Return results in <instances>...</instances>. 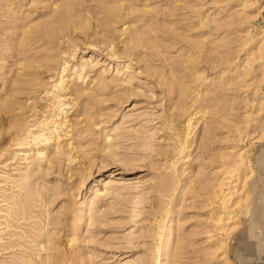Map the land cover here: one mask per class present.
<instances>
[{
	"label": "rangeland",
	"instance_id": "obj_1",
	"mask_svg": "<svg viewBox=\"0 0 264 264\" xmlns=\"http://www.w3.org/2000/svg\"><path fill=\"white\" fill-rule=\"evenodd\" d=\"M68 2L73 6H69ZM234 2L237 3L236 0H0V105L6 94L11 92L9 88L16 84V100L25 101L27 108L30 107L24 111L25 116L20 115L18 109L13 113L4 110L6 114L0 109L3 117L0 131L5 137L9 136L5 133L11 119L16 117H21L24 127L37 130L45 114L42 111L45 107L40 108L42 113L38 111L39 106L51 103L47 92L53 88L60 75L64 76L65 82L70 80L67 83L69 85L76 81L80 84L77 85L78 88L88 86L101 92L100 85H93L97 76L101 75L110 86L114 84L106 87L104 94L100 92L97 97L101 101L94 99L93 102L89 98L90 103L86 107L82 103L87 101L81 100V105L74 106L71 105L72 96H65L64 101L71 99L70 104L62 106L68 109L71 105L67 116L65 114L66 119L71 118L69 123L73 119L80 121L74 127L78 131L85 129V132L81 131V135L85 137L78 138V134L70 137L71 127L68 125L71 124L66 122L67 129L65 124V129L62 130H68V135H64L65 131H61V128L58 133L61 135L63 132L60 139L67 150L70 149V144L76 146L77 150L71 148L75 150H71L74 158L71 163L67 159H63V162L61 160V163L56 164H60L59 166L55 165L47 174L34 178L31 182L34 191L45 196L54 194V201L48 207L53 213L50 212L51 218L53 217V221L57 220L54 221L57 224L51 222L47 226L51 234L45 238L50 242V250L46 248L40 252L43 261L46 259L45 264H55V261L58 264H264V255H261L264 253V236H258L264 234V121L259 117L262 111L259 110L258 99L262 98L249 88L254 83L264 88V76L257 68V63L262 60L259 51L248 47L262 18L259 13L253 14L257 3L242 1L234 5ZM260 3L264 5L262 0ZM62 4L70 13L63 12L64 18H60L61 23L58 24L60 27L64 25V20L61 19H66L68 27L67 23L70 21L67 19L70 14L75 20L80 13L79 18L82 21L85 18L86 21L78 25L87 24L84 26L88 29L72 27L74 24L71 26L69 23L70 28L65 26L67 29L63 27L60 30L67 39L63 35L65 39L59 37L60 40L55 38V41L51 37L50 40L43 33L42 38L40 30L44 25L48 22L50 23L45 27L56 24L53 21V16H56L54 6L57 5L58 10H64L58 8ZM115 4L122 9H117L120 7ZM107 5L111 7L108 11L112 12V6L118 11H114V8L111 14L107 11ZM103 7H107L106 12ZM60 11L57 12L61 14ZM50 13L55 14L52 15V20ZM46 19L51 20L52 25ZM39 22L44 24L41 29ZM32 24L38 25L39 29ZM36 29L40 32L34 34ZM23 32H27L26 35ZM28 32L33 34L29 35ZM134 34L138 40L131 37ZM73 35L75 36L71 37ZM129 37L133 41L129 40L128 45L126 39ZM134 40L141 43L134 45ZM68 45H72V48L67 49ZM66 46L67 51H73V54L67 52L72 57L62 52ZM114 52L117 53L113 54ZM247 54L248 57L245 58ZM47 56L54 57L50 58L53 67L39 73L38 70H24L19 65V60L34 62L35 58H42V61ZM65 57L67 63L61 65H66V68L58 69L54 61L62 62ZM84 58L92 67L84 82L80 83V78L76 79L72 70H76V62ZM35 73L41 77L40 83L34 86L24 83V80L30 79ZM196 78H202V81ZM112 79L115 82L111 83ZM86 82L88 83L85 84ZM199 82L197 86L196 83ZM118 95L122 97L118 98ZM179 98H183L186 103L182 100V104H179L181 109L173 108V103H178ZM31 103L32 106H29ZM182 105L186 106L187 111H183ZM81 109L84 116L87 115L85 117L91 116V122H83L85 117ZM173 113L177 117L176 121L171 120ZM189 115L192 117L190 121H193L189 134L192 143L180 152L178 146L181 140L171 126L181 128ZM37 116H41L40 121ZM34 119L39 121V125ZM0 123L2 124V120ZM29 124L31 125L27 126ZM105 133L109 135V143L121 155L120 158L113 159L103 150L102 145L108 144L106 141L103 143ZM30 139L28 144H14L15 146H5L8 142L0 140V199L5 192L14 191L19 194L18 188L12 187L9 180L15 177L20 164L23 167L27 163L21 158L24 156L21 154L22 148L26 145L32 147L33 151L30 150V153L35 155L32 152L40 146L39 143L32 142L33 138ZM78 142H81L79 147L85 151L90 163L87 157L82 156L81 159L82 150L79 152ZM238 152H241L239 161L250 163L251 172L247 173L245 182L239 172L232 170L234 155ZM91 161L92 165L88 167ZM80 164L90 168V171ZM74 167L82 172L70 173ZM114 168L116 172L114 176H110V171ZM246 170L240 171L244 173ZM77 174L86 175L85 178H79L81 181H77ZM98 175H102L104 181L109 179L112 187L105 193V197L103 195L101 199L92 198L89 201L88 190L96 183ZM75 181L79 182V186ZM243 183L247 193L244 192ZM220 188L224 189V193L232 192L226 205L219 202ZM253 188L257 190L254 194ZM245 195L248 196V203L253 206L250 209L252 215L244 212V207L239 205L242 200L236 206L231 202L239 198L244 200ZM22 196V204H27L32 214L40 210V207L34 206V202L28 199V195L26 200ZM3 205L4 201L0 200V222L4 221ZM95 206L98 211L94 215H100L96 218L91 215L90 217L95 218L92 221L91 218L87 219V215L90 213L89 209ZM66 207L68 212H63ZM72 207L76 208L72 210ZM83 212H86V216L79 224L78 218ZM250 217L253 219L251 226L256 224L258 231H254L253 236H249L248 231L231 236L235 230L246 229ZM259 217L262 218L258 219ZM66 221H69L68 224ZM32 222V219H20L18 222L14 220L10 221L13 224L10 227H4L5 223H0V264H25L28 260L33 261L34 243L29 240L32 239L33 242L36 236H31ZM169 225L173 231L165 229ZM69 228H73V231ZM170 232L171 235L167 236ZM73 235L76 242L69 241ZM57 245L58 248L55 247ZM247 245V253H244ZM45 251L47 257L44 255ZM53 251L54 254L51 253ZM49 255L52 258L55 255L56 260ZM67 256L73 258V261L66 260ZM35 259L34 257L33 262H36Z\"/></svg>",
	"mask_w": 264,
	"mask_h": 264
},
{
	"label": "bare ground",
	"instance_id": "obj_2",
	"mask_svg": "<svg viewBox=\"0 0 264 264\" xmlns=\"http://www.w3.org/2000/svg\"><path fill=\"white\" fill-rule=\"evenodd\" d=\"M237 1V3L236 2H234V5H237V4H239L240 2L242 3V1H245V2H248L249 4H254V3H257V5H256V11L253 13V14H258L259 13V16H260V14H261V10H262V8H264V5H262L261 3H260V0H239V2H238V0H236ZM262 3H264V2H262ZM59 4V3H58ZM71 3L70 2H68V5L69 6H73V5H70ZM121 4V3H120ZM49 5V4H48ZM53 5V4H52ZM115 5H117V4H115ZM60 5H58V8L60 9V8H63V4L61 5V7H59ZM65 6H67V3H66V5ZM118 6V5H117ZM116 6V7H117ZM122 6V5H121ZM124 6H125V4H124ZM53 6H50V9L52 8ZM55 7V14H56V16L54 17L53 16V21H54V23H56L55 25H52V15H55V14H49V15H51V20H48V19H46L47 21L46 22H48V21H51V25L52 26H50V27H45L48 23H50V22H48L46 25H44L46 22H43V21H45V20H43L42 21V23H44V24H42L41 22H39V23H41V24H38V25H40L39 26V28L40 27H42L43 25H44V27H43V29L42 30H40V31H42V32H40V31H38L37 29H36V31L35 32H33L34 34H36V32L37 33H39L40 32V36H41V34L43 33L44 35H46V38L47 37H50V40H51V37L55 40V38H64V34H63V32L62 31H60V30H62V28L64 27L65 28V26L67 27V25H66V19H61V20H64L63 22L64 23H62V24H64V25H61V27L58 25L59 24V22H60V18H64V17H62V14H64L63 12L64 11H66L65 13L67 14V13H70V12H67V10H65L66 8H63L64 10H62V9H60V10H62V11H60V10H58V9H56L57 8V5H55L54 6ZM108 7V8H107ZM107 7H103L104 9H105V12H106V8H107V11H108V9H109V7L110 6H108L107 5ZM118 7H120V6H118ZM111 8V7H110ZM112 8L113 9H111L112 10V12H113V10H114V8L115 7H113L112 6ZM53 9V8H52ZM72 9L74 10V8L72 7ZM71 8H70V10H72ZM117 9H122L121 7L120 8H117ZM116 8H115V10L114 11H118ZM69 9H68V11H70ZM53 11V10H52ZM57 11H60V12H62L61 14L59 13V12H57ZM104 11V10H103ZM110 11V10H109ZM108 11V12H109ZM107 12V13H108ZM111 11H110V13L111 14H113ZM72 13V12H71ZM106 13V14H107ZM119 13L120 12H118L117 13V15H119ZM65 14V15H66ZM111 14H107L108 16L110 15L111 16ZM114 14H116V12H114ZM47 15V14H46ZM69 15V14H68ZM67 15V17L66 18H68L69 16ZM76 15H78L77 13H76ZM80 15V16H79ZM79 15L78 16H74L75 17V20H74V18L72 19V17H73V15H71L70 14V17L67 19V20H69L70 22V24H71V26L72 27H79L80 25H81V23L83 24L85 21H86V19L84 18V21H82V19H80L79 17H81V14L79 13ZM90 15V14H89ZM106 15V16H107ZM64 16V15H63ZM113 16V15H112ZM115 16V15H114ZM113 16V17H114ZM48 18H49V16H48ZM83 18V17H82ZM108 18V17H107ZM115 19H116V17H114ZM114 18H113V20H114ZM55 20H56V22H55ZM59 20V21H58ZM88 20V19H87ZM110 20H112L111 19V17H110ZM123 20H125V19H123ZM261 21L257 24V28H256V30L254 31V36H253V40H252V42H251V45H249L248 47L249 48H251V49H256V50H258L259 51V54H260V56H261V58H262V60L260 61V62H258L257 63V68H259V70H260V73H261V75L262 76H264V19H260ZM115 21V20H114ZM126 21V20H125ZM110 22V21H109ZM128 22V21H127ZM61 23V22H60ZM69 23H67L68 24V27L67 28H70L69 27ZM78 24H80V25H78ZM91 24V23H90ZM32 25H34V24H32ZM37 25V26H38ZM42 25V26H41ZM85 26L87 25V24H84ZM84 25H82V26H80V27H85ZM89 25V24H88ZM121 25V24H120ZM124 25V24H123ZM36 26V24L34 25V27ZM36 26V28H38ZM28 27V26H27ZM30 27V26H29ZM121 27H122V25H121ZM33 28V27H32ZM38 28V29H39ZM67 28H65V29H67ZM123 28H125V27H123ZM128 28V27H127ZM30 29H31V27H30ZM34 29V28H33ZM32 29V30H33ZM41 29V28H40ZM75 30H77V29H79V28H74ZM83 29H88V27H85V28H83ZM64 30V29H63ZM81 30V29H80ZM80 30H78V31H80ZM117 30V29H116ZM118 30H120V29H118ZM24 31V30H23ZM28 31H29V29H28ZM74 31V30H73ZM84 31V30H83ZM123 31H125L124 29H123ZM60 32H62V33H60ZM67 33H68V30L66 31ZM81 32V31H80ZM27 33V32H26ZM26 33L24 34V32L22 33V34H24V35H26ZM33 33H31V34H33ZM69 33H72V31H70ZM81 33H83V32H81ZM28 34H29V32H28ZM27 34V35H28ZM31 34H29V35H31ZM74 34V33H73ZM28 35V36H29ZM44 35H42V36H44ZM64 35V36H63ZM69 35V34H68ZM67 35V36H68ZM72 35V34H71ZM23 36V35H22ZM41 36V37H42ZM61 36H63V37H61ZM75 35H73V36H71V37H74ZM135 36V34L133 35V36H131V37H133V38H135L136 39V37H134ZM29 37H31V36H29ZM35 37V36H34ZM66 37V36H65ZM70 37V36H69ZM68 37V38H69ZM131 37H129V39H126V42H128V45H129V40H131ZM38 38V37H37ZM43 38V37H42ZM60 38H59V40H60ZM40 39V38H39ZM39 39H37V40H39ZM65 39V38H64ZM64 39H62V40H64ZM66 39H67V37H66ZM26 40V39H25ZM24 40V41H25ZM53 40V41H54ZM70 40H73V38H71ZM136 40H138V39H136ZM33 41V40H32ZM44 41H45V38H44ZM55 41H57V40H55ZM131 41H133V39L131 40ZM135 41V40H134ZM50 42V41H49ZM62 42V41H61ZM140 43H141V41H139ZM20 43H22V42H20ZM131 43V42H130ZM136 43H138V41L136 42L135 41V43L133 42V44L135 45ZM140 43H138V44H140ZM24 44V43H23ZM26 44H28V43H26ZM30 44V43H29ZM72 44V43H71ZM137 44V45H138ZM57 45V44H56ZM55 45V46H56ZM136 45V46H137ZM55 46H53V48L52 49H54V47ZM57 46H60V45H57ZM64 46V45H63ZM75 46H76V44H75ZM126 46V45H125ZM124 46V47H125ZM131 46H132V44H131ZM136 46H134V47H136ZM141 46V45H140ZM49 47V46H48ZM69 47H71L72 48V45L70 46V45H68V48H67V46L64 48V49H62L63 51L62 52H64L66 55H67V52H69V51H67V49H69ZM123 47V48H124ZM133 47V48H134ZM138 47H139V45H138ZM30 48V47H29ZM51 48V47H50ZM50 48H48V49H50ZM67 48V49H66ZM71 48H70V50H71ZM75 47H73V49H74ZM129 48V47H128ZM128 48H126V49H128ZM132 48V47H131ZM47 49V48H46ZM56 49V48H55ZM113 49V48H112ZM125 49V51H127V52H130V51H128V50H126ZM114 50V49H113ZM113 50H111V51H113ZM121 50H122V48H121ZM124 50V49H123ZM122 50V51H123ZM135 50V49H134ZM15 51V53H16V50H14ZM59 51V50H58ZM110 51V52H111ZM117 51V50H116ZM120 51V50H119ZM109 52V51H108ZM70 53V52H69ZM68 53V54H69ZM72 54H73V51L71 52ZM70 53V54H71ZM115 53H117V52H114L113 54H115ZM118 53H124V52H118ZM126 53V52H125ZM130 53H132V52H130ZM67 55V56H73V55ZM109 54V53H108ZM133 55H135V54H133ZM54 56V55H53ZM52 56V57H53ZM122 56V55H121ZM51 56H47V57H45L46 58V60H42V61H40L41 59H38V58H35V60H34V62H33V60H32V62H24L23 60H19L20 62H19V65H20V67L22 68V69H24V70H28V71H31V72H34L35 70H38L37 72L39 73V72H42V71H45L46 69H48V68H51V67H53V66H51V62H52V60L50 59V58H52ZM55 57V56H54ZM53 57V58H54ZM246 57H248V54L247 55H245V58ZM68 58H70V57H68ZM137 58H138V55H137ZM79 59H81V58H79ZM78 59V60H79ZM85 59V58H84ZM80 60L79 62H76L77 64H78V66L76 67V70H72L73 72H74V75H75V78L77 79V78H80V80H79V82L81 81L82 83L84 82V78H85V76H87V73H88V71L90 70V67H92V65H91V63H88L87 62V59H85V60ZM54 60V59H53ZM56 60V59H55ZM27 61V60H26ZM31 61V60H30ZM54 62H56V65L58 66V69H60L61 67H62V65L61 64H63L64 65V63L66 62L67 63V61H66V57H65V60L63 61V59H62V62L61 61H58V60H56V61H54ZM91 62V61H90ZM18 63V62H17ZM53 63V62H52ZM53 65V64H52ZM66 66V65H65ZM65 66H63L62 67V69L61 70H64V68H66ZM72 66H74V65H72ZM76 66V65H75ZM69 68H71V67H69ZM40 70V71H39ZM61 70H60V72H61ZM59 72V71H58ZM38 73H35L33 76H31V78L30 79H28V80H24V83H26L28 86H34L35 84H37V83H40V78L41 77H39V75H38ZM58 77H59V79H58ZM57 77V82H55V84H53V88H51V90L49 91V92H47L48 93V95H49V100L51 101V103H47V105H45V104H42V105H40V103L38 104V106H39V109L41 108L42 109V107H43V109H44V107H45V109L44 110H42L43 112H45V114H43V117L41 118V116H40V118L42 119V123L40 122L39 124H41L38 128H37V130L35 131H32L33 129L31 128V130L30 129H28L29 127H24V122L23 121H21V117H16V118H13V119H11V123H10V125L8 126V128H7V131H6V133L5 134H8L9 136H7V137H5L4 136V133H2V130L0 131V140H4V142L6 141V142H8V140L10 139L11 141H9L8 143H9V145H8V143L7 144H5V146L7 145V146H15L14 144H23V143H29V142H31V141H29V142H27L29 139H30V136H31V139L30 140H32V138H33V143L34 144H36V143H39V145L40 146H38V147H36L34 150V152H32L33 154H35V155H32L31 153H30V150L32 149V147H27V145H26V147H24V148H22V155H24V156H21V158H22V160L23 159H25V161L27 162L26 164L24 163V165H23V167H20V165H19V168H18V170H16L17 172H15L16 173V175H15V177L13 176L9 181H11L12 182V187H17L18 188V193L20 194L21 192V196L24 194V196H22V197H25V198H23V199H25L26 200V198L28 197V199H30V201H33L34 202V206H38V207H40V210H38L35 214H32L31 213V210H30V208L28 209V206H27V204L25 205V204H22V201H21V196L19 197V194H15L14 193V191H11L10 193H8V192H5L3 195H2V198L0 199L1 201L3 200L4 201V207L2 206V211H5V214H4V212L2 213V211H1V213L3 214V216L2 217H4L3 219H4V221L3 222H0V223H5V225H4V227H10V226H13V224L12 223H10V221H14V220H16V222H18L20 219H22V220H26V219H32L33 220V224L30 226V228H31V236H33L32 238H34L35 236V238H34V240H33V242H32V239L31 240H29V242L31 241V243L33 244L34 243V246H32V247H34V250H35V252H33L32 250V252H33V256L36 258L35 260H36V262H33L34 261V257L32 258L33 259V261L31 262V261H29L28 260V262L27 263H25V264H45V262H46V259L43 261V255H42V257H41V254H40V252H42V250H45L46 248H48V245H49V240H47L46 238H45V236H49V234H51V233H49V228H47V226L49 225V224H51V222H52V224L53 223H55L54 221H56L57 222V220H54L53 221V217L51 218V214H50V210H49V208L50 207H48V204L50 203V204H52V201H54L53 200V198H52V196L54 195V194H49V195H47V196H45V195H43L42 193H39L38 191H34L33 190V188H31V186H33V184L31 183V182H33L32 180L35 178H38V177H40V176H42V175H44V174H47L48 173V171L49 170H51V169H53L54 167H55V165L57 164V163H61L60 161L62 160V162L64 161V160H70V161H68L69 163H71V161H72V159L74 158V154H72V152H75V150L73 151L72 149L73 148H75L76 150H77V148H76V146L75 145H72L71 146V144L69 145L70 146V149H68L67 150V148H65L66 147V145H64V144H62L61 142H62V138H61V135H63L62 133L64 132V135L66 134V135H68V130H62V129H65L64 128V125L66 126V129H67V125L68 124H71V125H68V127L70 126L71 127V133H70V137H74V135H76V134H78L79 136H78V138H84L85 136H83V135H81V131H83V132H85L83 129H81L80 131H78V128L76 129L75 127L78 125V124H80L79 122L80 121H75L74 119H73V116H71L72 117V123H69V121L71 120V118L69 117L68 119H66V116H67V110L69 109V107L71 106V105H74V106H77V105H81V100H85V101H87L86 103H82V106L83 107H86V106H88L89 105V103L90 102H88V100H90L91 99V101H93L94 99H95V101H101V99L99 100V98L97 97L99 94H100V90H96V89H92V88H90V87H88V86H85V87H83V88H78V86L77 85H80L78 82H72L71 83V85H69V84H67L68 83V81H70V80H67L66 82L64 81V76H62L61 77V75L60 76H58ZM174 78H176V77H174ZM177 79V78H176ZM196 79H199V78H196ZM195 79V80H196ZM201 79V80H200ZM199 79V81H202V78H200ZM87 80V79H86ZM180 79H178V81H179ZM177 81V80H176ZM175 81V82H176ZM80 82V83H81ZM91 82H92V80H91ZM113 82H115V80L114 79H112V81H111V83H113ZM197 82H198V80H197ZM88 82H86L85 84H87ZM89 84H90V82H89ZM100 85V87L99 88H101L102 89V94H104V89L107 87H111V86H114V84H112L111 86L107 83V82H105V79L101 76V75H99V76H97L96 77V80H95V82H93V85ZM181 84H182V82H181ZM199 84H200V82L199 83H196V85L197 86H199ZM83 85V84H82ZM52 87V86H51ZM173 88H175V87H173ZM172 88V89H173ZM250 90L254 93V94H256V95H260V98H262V99H258V101H259V110L260 111H262V114H264V88H262L261 86H259V84H253V85H251L250 87ZM10 90L9 91H11V92H9V93H7L6 94V97L3 99V102L1 103V105H0V109H3V110H1L2 112H4V110H5V112H14V110L15 109H18L20 112V115L21 114H23L24 116H25V114H24V111L26 110V108H27V102H23V101H21V100H19V101H17L16 100V98L18 97V95L16 94V89H17V85L16 84H13L10 88H9ZM175 90V89H174ZM183 90V89H182ZM176 91H178V90H176ZM179 93V92H178ZM175 94H177V93H175ZM47 95V96H48ZM69 95V97L70 96H72L71 98H72V101H73V103L68 107V109H67V107H66V109L64 108V107H62L63 105H66V103H69L70 101H71V99H70V101H67V100H65L64 101V98H65V96H66V98H67V96ZM44 97V96H43ZM92 97V98H91ZM118 98H120V97H122V95H118L117 96ZM65 98V99H66ZM90 98V99H89ZM40 99V98H39ZM97 99V100H96ZM68 100H69V98H68ZM178 100V99H177ZM182 100L184 101V99L183 98H179V102L177 103L176 102V104H175V102L173 103L174 105H173V108H179V109H181L182 107L180 106L181 104H182ZM40 101V100H39ZM41 102V101H40ZM94 102V101H93ZM185 102V101H184ZM183 102V103H184ZM29 103V102H28ZM34 103V102H33ZM42 103V102H41ZM71 103V102H70ZM69 103V104H70ZM181 103V104H180ZM186 103V102H185ZM184 103V104H185ZM35 104V103H34ZM180 104V105H179ZM44 105V106H43ZM186 105V104H185ZM29 106H32V103H31V105H29ZM90 106H92L91 104H90ZM183 107H184V109H185V107L186 106H184V105H182ZM79 107V106H78ZM93 107V106H92ZM92 107H90V108H92ZM30 108V107H29ZM29 108H27V109H29ZM35 108V107H34ZM34 108H32L31 110H33ZM37 108V107H36ZM82 108V107H81ZM41 109L40 110H38V111H41ZM65 109V110H64ZM78 109V108H77ZM83 109V108H82ZM82 109H81V113L83 112L82 111ZM88 109V108H87ZM183 109V111L185 112V111H187V109H185L184 110ZM80 110V109H79ZM27 111V110H26ZM35 110H33V112H34ZM36 111H37V109H36ZM37 111V112H38ZM41 111V112H42ZM87 110H85V112H86ZM174 111H175V109H174ZM4 112V113H5ZM42 112V113H43ZM76 112V111H75ZM74 112V113H75ZM177 112H180V113H182V111L181 110H177ZM40 113V112H39ZM72 113V112H71ZM81 113H80V115H81ZM179 113V114H180ZM189 113H191V112H189ZM6 114V113H5ZM4 114V115H5ZM63 114H64V118H63ZM65 114H66V116H65ZM85 114V113H84ZM84 114L82 113V115H83V117H85V116H87V115H85L84 116ZM88 114V113H87ZM176 114V113H175ZM178 114V113H177ZM262 114H260L259 115V117L261 118L260 120L261 121H264V115H262ZM3 115V116H4ZM22 115V116H23ZM30 115H32V114H30ZM29 115V116H30ZM35 115V114H34ZM39 115V114H38ZM42 115V114H41ZM172 115H174V113L172 114ZM190 115H192V114H190ZM190 115H189V117H187L186 118V122L185 123H183V124H181V128L179 127V126H171L172 128H174V129H172V131L173 132H175L176 131V134L175 135H177V138H180V140H181V142H180V145L178 146L179 147V151L181 152L183 149H185V148H187V147H189L190 145H191V143H192V140H191V137H189V134H190V132H191V126H192V128H193V124H192V122L190 121L191 120V118L192 117H190ZM33 116V115H32ZM179 116V115H178ZM38 118L37 119H39V121L41 120L40 118H39V116H37ZM58 117H60L59 119H58ZM175 117H176V115H174V116H172V118H171V120H174L175 119ZM7 118V117H6ZM5 118V119H6ZM27 118V117H26ZM25 118V119H26ZM24 119V120H25ZM35 120L36 122V124H37V121L38 120ZM63 119H66V120H63ZM81 119V118H80ZM176 119H177V117H176ZM176 119H175V121H176ZM0 120H2V124L0 125V127L3 125V117H1V115H0ZM7 120V119H6ZM6 120L4 121V122H6ZM31 120V119H30ZM77 120V119H76ZM79 120V119H78ZM84 120L85 121H83V122H85V123H89V121L90 120H92L91 119V116L89 115V117H85L84 118ZM185 120V119H184ZM27 122H29L28 120H26ZM38 121V122H39ZM254 121H256V120H254ZM9 122V121H8ZM66 122H68V124L66 123ZM91 122V121H90ZM178 122V121H177ZM176 122V123H177ZM7 123V122H6ZM26 123V122H25ZM30 123V122H29ZM35 123H33V125L35 124ZM94 122H92V124H93ZM179 123H180V121H179ZM27 124V123H26ZM39 124H37V125H39ZM77 124V125H76ZM31 124H29V125H27V126H30ZM36 125V126H37ZM86 126L88 125V124H85ZM177 125V124H176ZM75 126V127H74ZM170 127V128H171ZM182 127H183V129H182ZM2 128V127H1ZM59 128H61V131H63V132H61V135L59 134L60 132H59ZM82 128V127H81ZM3 129H4V126H3ZM6 129V128H5ZM59 129V130H58ZM88 129V127L86 128V130ZM89 129H90V126H89ZM57 131V132H56ZM90 131V130H89ZM59 132V133H58ZM105 137H103L104 139H103V143H105L104 141H106V142H108V144H103L102 145V147H103V150L105 151V152H107V154L109 155V156H111V157H113V159H118V158H120L121 157V155H119L118 153H117V151L115 150V149H113L112 148V143H109V138H108V134L107 133H105V134H103ZM27 137H29V139H27ZM61 138V139H60ZM106 139H108V140H106ZM18 140H20V141H18ZM40 141H41V144H40ZM67 141V140H66ZM77 141H80L79 139L77 140ZM3 142V143H4ZM68 142V141H67ZM70 142V141H69ZM76 142V141H75ZM33 144V145H34ZM68 144V143H67ZM73 144V143H72ZM2 145V144H1ZM0 145V146H1ZM4 146V145H3ZM35 146V145H34ZM68 146V145H67ZM68 146V147H69ZM81 147V142H78V150H79V152L82 150V149H80V147ZM177 147V148H178ZM1 148V147H0ZM3 148V147H2ZM72 148V149H71ZM8 150V149H7ZM21 150V149H20ZM71 150H72V152H71ZM178 150H177V152H178ZM31 151H33V150H31ZM174 151H176L175 149H174ZM79 152L77 153V154H79ZM237 155H234V157H235V161H234V163H233V167H232V170H234V171H236V172H239V174L241 175V176H243V180H244V182H245V178L248 176L247 175V173H250L251 172V169L249 168V165H250V163H246V161L244 160L243 162L242 161H239V159H238V157H241V152H238V153H236ZM75 155H76V153H75ZM65 158H64V157ZM82 156H84V157H87L86 156V153H85V151L84 150H82V155H81V157ZM63 157V158H62ZM76 157H77V155H76ZM80 157V158H81ZM79 158V159H80ZM89 157H87V160L89 161V163H90V160L88 159ZM123 158V157H122ZM121 158V159H122ZM64 159V160H63ZM75 159H77V158H75ZM81 159H83V157L81 158ZM128 159V158H127ZM127 159H126V161H127ZM120 160V159H119ZM125 159H123V161H124ZM24 161V160H23ZM73 161H75V160H73ZM84 163V162H83ZM88 163V167L90 166V165H92V161H91V164H89ZM75 164V163H74ZM60 164H58V165H56V166H59ZM71 165V164H70ZM81 165V164H80ZM83 165L84 164H82L81 166L83 167ZM85 165H86V163H85ZM87 166L86 167H83V168H87ZM82 167H80L82 170H83V168ZM17 168H15V169H17ZM68 169H70V171H71V167H69ZM87 169H89V171H90V168H87ZM246 169H248V170H246ZM240 170H246L244 173H242ZM75 171H77V168L76 167H74L73 168V172H70V173H74ZM81 171V170H80ZM79 171V172H80ZM87 171V170H86ZM78 171L77 172H75V174L76 173H79ZM82 172V171H81ZM84 172V171H83ZM88 172V171H87ZM114 172H116V168H114L113 170H111L110 171V176H114ZM14 173V174H15ZM82 173H80V175H81ZM87 174V173H86ZM85 174V175H86ZM237 174V173H236ZM73 175V174H72ZM80 175H78L77 174V181H79L80 179L79 178H81L82 176H80ZM85 175L83 176L84 178H85ZM80 176V177H79ZM101 176L102 175H98L97 177H96V183H94L90 188H89V190H88V193H89V197H87V199L89 200V201H91L92 200V198H100V197H102L103 198V195H104V197H105V195L107 194L106 192L107 191H109L110 189H111V184L112 183H109V179L108 180H106V181H104V179L105 178H101ZM237 176H238V174H237ZM10 177V176H9ZM82 177V178H83ZM255 177H256V174H254V177H253V179H255ZM8 179V178H7ZM242 179V178H241ZM77 181H75L74 183L75 184H78V183H76ZM81 181V180H80ZM80 183H82V182H80ZM32 184V185H31ZM75 184H73L74 186H75V188H76V185ZM72 185V184H71ZM101 186V187H98V186ZM74 186H72V188L71 189H73V187ZM78 186H79V184H78ZM77 186V187H78ZM225 186V185H224ZM229 186V185H228ZM242 186L244 187L243 189H244V192H246L245 191V183H243L242 184ZM230 189H231V185H230V187H229ZM30 189H31V191L33 192H30ZM78 189V188H77ZM230 189H228V190H230ZM220 190H221V192H220V196H218V198L220 199L219 200V202L221 203V204H223V205H226L227 203H228V199H230V194L232 193L231 191H229L228 193H224L223 192V190H222V188H220ZM227 191V190H226ZM257 190H256V188H253L252 189V192H253V194L256 192ZM106 193V194H105ZM109 193V192H108ZM247 193V192H246ZM30 194H32V196L30 197L29 195ZM28 195V196H27ZM248 195V194H247ZM247 195H245V198H244V200H243V198H239V199H234V201H231L232 202V204L234 205V203H235V206H236V203L237 204H239L240 203V201L239 200H242L241 201V204H239L241 207L243 206L244 207V209H245V211L244 212H246L248 215H252V214H250L251 213V208L253 207L252 205H250L249 203H248V196ZM27 196V197H26ZM90 196H91V198H90ZM85 197V198H86ZM87 199H85V200H87ZM101 199V198H100ZM95 200V199H94ZM99 200V199H98ZM233 200V199H232ZM88 201V202H89ZM97 201V200H96ZM26 202V201H25ZM27 202H28V200H27ZM83 202V201H82ZM28 203H30V202H28ZM89 203H91V202H89ZM93 203H95L94 201H93ZM93 203H91V204H93ZM49 204V205H50ZM82 204V203H81ZM84 204V203H83ZM90 204V205H91ZM253 205H254V202H253ZM229 206V205H228ZM235 206H234V208H235ZM237 207H238V205H237ZM71 208V207H70ZM69 208V209H70ZM73 208V207H72ZM76 207H74L72 210H74ZM28 209V210H27ZM65 209V208H64ZM241 208H239V210H240ZM66 210H68V208L66 207V209L65 210H63V212L64 211H66ZM91 210V211H90ZM98 211V209L96 208V206H95V208L93 207H91L90 209H89V214L87 215V219H89V218H91V220L92 221H94L93 219H95L96 218V216L99 214H97L96 216L94 215L96 212ZM66 212H68V211H66ZM70 212L71 211H69V214H70ZM231 212V211H230ZM238 212V211H237ZM236 212V213H237ZM52 213V212H51ZM53 214V213H52ZM61 214L63 215V213L61 212ZM68 214V213H67ZM244 214V213H243ZM65 215V214H64ZM74 216H77V215H75V214H73ZM72 215V216H73ZM95 216V218L94 217H90V216ZM100 215V214H99ZM246 215V214H245ZM85 216H86V212H83V214L82 215H79V218H78V222L77 223H81L83 220H84V218H85ZM247 216V215H246ZM225 217H227V216H225ZM245 217V216H244ZM75 218V217H74ZM93 218V219H92ZM260 218H262V217H259L258 219H260ZM6 219H7V221H6ZM73 219V218H72ZM86 219V220H87ZM97 219H99L98 217H97ZM250 219H252L251 217H250ZM250 219H249V224L247 225V227H246V229H238V230H235V231H233L232 233H231V236H236L237 235V233H239V232H247L248 231V235L249 236H253V233H254V231H256L257 229H258V227L256 226V224L254 225V226H251V223L253 222V219L250 221ZM65 220H67V219H65ZM77 220V219H76ZM73 221H74V219H73ZM92 221H91V223H92ZM220 221H221V219H220ZM63 222V221H62ZM68 222L69 221H66V223L68 224ZM87 222V221H86ZM22 223V222H21ZM74 223V222H73ZM88 223H90V220H89V222ZM55 224H57V223H55ZM64 224V223H63ZM73 225V224H72ZM75 225H77L76 223H75ZM244 225V224H243ZM70 226V225H69ZM15 227H17V226H15ZM73 227V226H72ZM238 227V226H237ZM245 227V226H244ZM172 228V226L171 225H169L168 227H166L165 229L167 230V231H169V230H172L173 231V229H171ZM69 229H71V228H69ZM73 229V228H72ZM71 229V230H72ZM237 229V228H236ZM7 230H8V228H7ZM70 231V230H69ZM73 231V230H72ZM161 231V230H160ZM258 231V230H257ZM25 232V231H24ZM13 233V232H12ZM12 233H10V234H12ZM17 233V232H16ZM73 233V232H72ZM71 233V234H72ZM76 233V232H75ZM162 233H164L163 232V230H162ZM161 233V234H162ZM19 234V233H18ZM27 234V233H26ZM25 234V235H26ZM160 234V233H159ZM171 235V232L170 233H167V236H170ZM24 236V235H23ZM68 236V235H67ZM72 236V235H71ZM74 237H70L71 239L69 240V241H71V240H74V242H76L75 240H76V237H75V235H73ZM78 236V235H77ZM258 236H264V234H258ZM79 238V237H78ZM66 240V239H65ZM80 242H81V240H79ZM69 243V242H68ZM67 243V244H68ZM249 244V243H248ZM50 247V246H49ZM56 248H58V245L57 246H55ZM55 247H53V248H55ZM59 247H61L62 248V246H59ZM167 245L165 246V249H167ZM65 248H66V246H65ZM247 248H248V245H247V247H246V249H245V251L243 250V252L245 253H247ZM49 249V248H48ZM50 250V249H49ZM52 250V249H51ZM55 250V249H54ZM57 250V249H56ZM249 250V249H248ZM47 251V250H46ZM44 252V255H45V253H47V252ZM31 252V253H32ZM54 252L55 251H53V252H51V253H53L54 254ZM58 252V251H57ZM43 254V253H42ZM48 254H49V252H48ZM31 255V254H30ZM29 255V257H31ZM55 255H56V253H55ZM54 255V256H55ZM63 255L64 256H66L65 254H64V252H63ZM261 255H264V253H261ZM46 256V255H45ZM48 256V255H47ZM46 256V257H47ZM53 256V255H52ZM54 256H53V258H54ZM28 257V258H29ZM49 257L51 258V259H53L50 255H49ZM48 257V258H49ZM58 257V256H57ZM45 258V257H44ZM49 258V259H50ZM76 258L78 259V257L76 256ZM55 259V258H54ZM53 259V260H54ZM262 259H264V258H262ZM31 260V259H30ZM48 260V259H47ZM56 260V259H55ZM54 260V261H55ZM62 260H64V259H62ZM66 260H72L73 261V258H70V257H66ZM24 261V260H23ZM22 261V262H23ZM25 261H27V260H25ZM50 262H52L51 260H50ZM57 261H55V264H58V263H56ZM78 262V261H77ZM82 262V261H81ZM239 262H241V261H239ZM47 263V262H46ZM52 263H54V262H52ZM51 263V264H52ZM86 263V262H85ZM60 264V263H59ZM76 264H78V263H76Z\"/></svg>",
	"mask_w": 264,
	"mask_h": 264
},
{
	"label": "built area",
	"instance_id": "obj_3",
	"mask_svg": "<svg viewBox=\"0 0 264 264\" xmlns=\"http://www.w3.org/2000/svg\"><path fill=\"white\" fill-rule=\"evenodd\" d=\"M262 2H264V0H262ZM260 17H261L262 19H264V8H262V10H261Z\"/></svg>",
	"mask_w": 264,
	"mask_h": 264
}]
</instances>
